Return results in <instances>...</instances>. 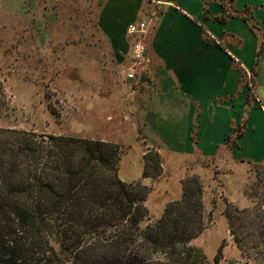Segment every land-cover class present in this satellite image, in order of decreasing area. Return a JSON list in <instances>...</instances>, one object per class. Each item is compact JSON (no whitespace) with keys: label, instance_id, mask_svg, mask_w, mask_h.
I'll return each instance as SVG.
<instances>
[{"label":"crops","instance_id":"obj_1","mask_svg":"<svg viewBox=\"0 0 264 264\" xmlns=\"http://www.w3.org/2000/svg\"><path fill=\"white\" fill-rule=\"evenodd\" d=\"M0 13L6 27L32 25L35 66L64 76L56 90L66 107L95 124L85 138L139 143L129 181L142 175L145 143L164 170L144 182L166 197L187 173L212 170L200 161L264 165V0H0ZM146 18L150 72L135 83L127 28ZM224 179L228 200L248 206L245 175Z\"/></svg>","mask_w":264,"mask_h":264},{"label":"trees","instance_id":"obj_2","mask_svg":"<svg viewBox=\"0 0 264 264\" xmlns=\"http://www.w3.org/2000/svg\"><path fill=\"white\" fill-rule=\"evenodd\" d=\"M9 105L0 77V117ZM122 154L110 141L0 125V264H221V249L211 262L192 243L206 227L198 177L150 223V189L120 177Z\"/></svg>","mask_w":264,"mask_h":264},{"label":"rangeland","instance_id":"obj_3","mask_svg":"<svg viewBox=\"0 0 264 264\" xmlns=\"http://www.w3.org/2000/svg\"><path fill=\"white\" fill-rule=\"evenodd\" d=\"M5 24L0 21V77L5 81L10 105L0 117V125L46 134L96 135L95 124H90V119H82L78 108L66 107L64 96L57 92L56 86L62 89L66 78L43 75L45 71L35 66L32 59V25L28 28H11ZM56 63L54 59L53 66ZM119 145L123 149L122 156L129 150V154L123 157L120 177L126 178L127 182L140 181L150 189L145 202L149 209L148 222L158 221L164 215L167 204L182 197L187 178L198 177L203 187L206 227L192 243L202 248L211 262L221 249V264H264V165L227 164L220 167L210 161H200V165L210 166L212 170L187 173L181 180V193L166 197L170 193H162L159 186L144 182V179L160 181L164 169L158 150L145 143L142 175L140 179L129 181L140 172L137 162L139 143L130 138L127 144ZM156 155H160L161 160L162 171L159 175ZM235 173L245 175L244 192L250 202L248 206L229 201L226 195L224 178ZM175 185V181H172L171 193ZM233 195H236V189Z\"/></svg>","mask_w":264,"mask_h":264},{"label":"built area","instance_id":"obj_4","mask_svg":"<svg viewBox=\"0 0 264 264\" xmlns=\"http://www.w3.org/2000/svg\"><path fill=\"white\" fill-rule=\"evenodd\" d=\"M151 20L152 18L140 19L129 23L127 28L128 33L134 35V39L132 41L131 48V62L126 68V76L135 83L138 81L140 71L150 72L149 63L151 60L147 54V43L145 37ZM249 85L250 87H253L251 77Z\"/></svg>","mask_w":264,"mask_h":264}]
</instances>
